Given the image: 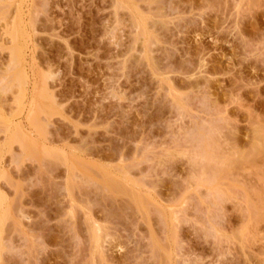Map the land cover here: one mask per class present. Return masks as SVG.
Wrapping results in <instances>:
<instances>
[{
    "label": "rangeland",
    "instance_id": "1",
    "mask_svg": "<svg viewBox=\"0 0 264 264\" xmlns=\"http://www.w3.org/2000/svg\"><path fill=\"white\" fill-rule=\"evenodd\" d=\"M0 264H264V0H0Z\"/></svg>",
    "mask_w": 264,
    "mask_h": 264
},
{
    "label": "bare ground",
    "instance_id": "2",
    "mask_svg": "<svg viewBox=\"0 0 264 264\" xmlns=\"http://www.w3.org/2000/svg\"><path fill=\"white\" fill-rule=\"evenodd\" d=\"M14 38H16V35H15V37L13 36V40H15ZM12 42H14V41H12ZM23 46L24 45L21 42H19L18 39L16 38L15 46H14L13 50L11 51V53H12V59H11L12 60V63L10 62L11 71H12L11 77H13V80H15L16 83H19L20 88H22L23 87V84L25 83L24 77H25V74H26V72H25V51H24V47ZM31 114L33 115V110L29 114V116L32 118ZM33 118H35V117H33ZM28 119H29V117H28ZM4 120H6V119H4ZM6 128H7V132H9V131L11 132L13 130V128H15V127H13L12 124L7 121ZM14 131H15V129H14ZM14 134L16 135L17 133L14 132ZM15 138H18V137L13 136V139L12 140L14 141ZM111 183H113V182H111Z\"/></svg>",
    "mask_w": 264,
    "mask_h": 264
}]
</instances>
